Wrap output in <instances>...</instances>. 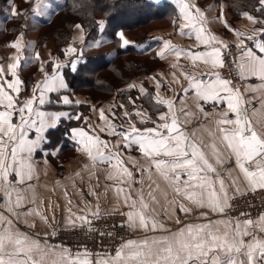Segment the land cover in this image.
<instances>
[{
  "label": "snow or ice",
  "instance_id": "6c2138e0",
  "mask_svg": "<svg viewBox=\"0 0 264 264\" xmlns=\"http://www.w3.org/2000/svg\"><path fill=\"white\" fill-rule=\"evenodd\" d=\"M175 2L180 13L173 23L177 25L179 34L194 35L197 47L203 50L181 49L170 40H165L163 48L156 55L163 59L173 54L177 61L183 57L191 62L195 71L179 69L180 76L187 82L180 88L184 97L161 96V81L150 77L155 81V97L143 86H139V92L154 102L158 111L156 119H152L151 114L142 108L124 111L123 116L127 121V128L124 129L122 125H115L100 109L99 119L104 126L99 128V132L121 138L112 148L95 130H71L76 151L87 158L84 169L107 165L105 180L113 183L106 184V190L113 191L117 202L122 201V206L127 209H113L104 215L119 214L125 217L119 227L143 234L135 239H122L112 255L97 253L94 259V254L87 249L73 253L63 245H49L47 240L41 241L17 226L21 215L37 217L52 228V236L56 235L54 213L50 222L39 207L19 211L24 208L27 199L20 185L32 179V154L40 148L44 130L55 127V121L60 116H68L67 113L46 114L34 108V103L38 100L40 105L45 104V93L58 92L67 85L55 70L51 75L45 72L43 80L35 84L32 97L21 102L18 97L23 82L17 69L21 67L23 58L22 36L8 44L16 54L9 58L13 62L7 65L6 71L0 67V209L4 210L0 211V264H264V212L255 219L243 211L239 214L243 219L226 215L237 197L264 193V99L261 100V108H253L249 115L246 105L251 101L245 100L233 81L218 71L226 67L225 56L233 55L231 69L239 79L255 77L261 81L258 88L248 87L245 91H264V27L254 28L251 33L235 30L224 19L221 8L217 19L234 34L237 56L231 53L228 43L206 31L207 18L196 4L190 0ZM258 3L260 7L257 11L264 13V0H258ZM12 15L20 13L13 8ZM241 15L252 25H264V20L257 19L247 11ZM75 27L83 33L80 24ZM118 35L123 42L121 46L129 43L122 33ZM80 38L83 40V35ZM246 40L252 41L260 54L249 47ZM74 52L76 48L69 45L65 54ZM35 59L39 60V53ZM200 65L208 66V71L200 70ZM62 66L55 65V68ZM72 66L75 69V63ZM170 66L176 69L178 64L172 63ZM40 71H44L43 66ZM172 82L181 83L175 73L172 74ZM135 87L137 85H128L129 89ZM189 93L192 94L195 111L189 110V101L185 98ZM61 99L66 105L72 103L68 96ZM177 99L179 109L176 107ZM130 103L135 105V100L130 98ZM208 103L223 105L225 110L215 114L214 127L206 130L211 141L198 142L196 132L189 133L186 126L193 119H199V114L206 119L211 115L204 108ZM159 106L167 111H159ZM14 115L19 116L18 123L14 122ZM49 115L53 120L51 124L46 121ZM112 117L116 118V113L113 112ZM68 118L79 120L81 116ZM138 123H151L153 126L140 128ZM32 129L37 133L34 140L28 138ZM121 145L125 149L135 147L141 154L142 163L128 158V163L140 173L141 180L134 178L133 170L121 156ZM51 154L55 155V152ZM225 157L229 162L234 160L235 164V168L228 170L226 176L217 167L224 166ZM75 175L80 176V172ZM136 183H140L141 188L133 195L132 186ZM89 195L97 198V204L93 207L91 202H86L81 208L73 205L65 190L67 216L64 222L67 229L87 227L88 232L97 231L92 223L102 216L98 203L100 193L93 190ZM161 198L167 207L161 203ZM31 203L36 204L35 199ZM73 207L78 212H73ZM177 210L186 216L200 210L197 219L206 222H184L177 217L174 223L178 227L169 228L161 217L166 216L171 220ZM209 213L225 218L213 220L209 218ZM25 223L29 228L36 227L35 223H28L27 220ZM100 234L105 235L103 232ZM107 235L113 236V232Z\"/></svg>",
  "mask_w": 264,
  "mask_h": 264
},
{
  "label": "crops",
  "instance_id": "0c3cea01",
  "mask_svg": "<svg viewBox=\"0 0 264 264\" xmlns=\"http://www.w3.org/2000/svg\"><path fill=\"white\" fill-rule=\"evenodd\" d=\"M61 0H35V6L29 8L27 11L22 9L16 11L20 13L18 16H23L24 19L21 22V31L17 32L15 28L11 32V23L13 19L12 9H6L0 14V67L7 70V65L13 62L10 57L14 56L15 50L8 47V44L12 41H15L18 36H22V41L24 43V48L22 50V60L21 67L17 69L18 76L22 80V90L18 97V99L22 102L25 99L31 98L33 95V88L35 84L39 81L43 80L44 73H48L51 75L55 70L56 73L60 77L63 78L64 83L67 85L66 80L63 76V60L59 58L57 55H54L52 52L51 46L48 45V41L43 44H38L36 39L38 36V31L41 26L50 20L57 10L58 3ZM154 3H159L160 1H167L174 5L177 9L178 15L173 18V20H177L179 17L180 9L176 4L175 0H151ZM191 3L196 4L204 13L207 18V23L205 25L206 31L210 34H214L218 39L223 40L226 43H236V38L234 34L228 31L223 23L219 19H217L221 8L223 9L224 19L230 24V26L238 31H243L245 33H251L254 28L264 27V25H252L245 17L240 16L234 22L230 20V12L227 9V5L225 2L217 3L213 0H190ZM56 5L55 9H52L53 6ZM47 7L48 13L42 14L43 8ZM15 8V6H14ZM52 16H46L48 14ZM229 18V19H228ZM8 29V30H7ZM7 30V31H6ZM187 31V30H185ZM81 31L77 29L75 26L73 28V32L71 34V38L68 44H66L64 49V54L66 52V46L72 44V47L76 48L79 53L83 52V48L81 45L84 40H78L81 37ZM148 37V36H147ZM148 43L153 42L155 45L153 49H156V53L159 52L163 48V41L170 40L175 46L181 49H191L194 51L203 50L202 48L197 47V41L195 40V36L189 35H181L179 34L177 25L172 22L169 23V31H160L153 32L149 35ZM245 43L249 47H253L254 51L257 54H260L258 49H255L253 42L246 40ZM144 46H146V43ZM84 46L86 47V42H84ZM151 46V44H150ZM236 48V47H235ZM237 50V49H236ZM82 51V52H81ZM238 51V50H237ZM39 53V60L35 59L36 54ZM71 53L65 55L64 58L70 63V67L73 69V63H75V68L78 65L80 54ZM160 58V57H159ZM161 59V58H160ZM161 61L165 62L167 66L163 68H159L157 74L160 81H164L161 83L164 85V88L161 87L159 89L160 95L166 98H174V97H184V93L180 91L181 85H186L187 82L180 76V68H184L188 71H195L192 68V64L189 60L181 57L178 61L173 54L166 55ZM172 63H177L178 67L173 69L170 65ZM55 65H63L60 68H55ZM43 66L44 71H40V67ZM200 70L204 72L208 71V66L200 65ZM75 70V69H73ZM219 71V70H218ZM175 73L176 76L180 79L181 83L176 84L172 82V74ZM11 79L10 76L7 77ZM145 78V77H143ZM204 78H207L206 76ZM244 88L241 89V92L244 94L245 100L251 101L250 104L246 105L249 115L252 114L253 108L260 109L261 108V100L264 99V91H245L246 88H258L261 84V81L255 77H250L244 80ZM165 87H167V91L164 92ZM171 89V90H170ZM153 90L157 92L156 85H153ZM153 92V96L156 93ZM39 96V93H36ZM68 96L72 103L64 104L62 102L61 97ZM46 103L40 105L38 100L34 103V108L39 111L45 112L46 114H57V113H67L68 116H81V119H69L68 116H60L56 121L55 127H47L42 133L44 139L41 141L40 148L32 154V165L34 168L32 179L30 181L26 180L24 185H20L22 189H24V195L26 196V203L23 209L19 211H26L30 207H39V209L44 212L49 221H52L53 213L55 214L56 223L53 225L54 228L58 227H66L64 218L67 216V212L65 211L67 207V198L64 196L65 190L68 192V197L71 198L73 205H79L81 208L85 206L86 202H91L93 207L97 204V198L93 195H89L90 191L95 190L100 193L99 205L101 213L111 212L113 209H119V211H127L126 208L122 206V201L117 202L116 196L113 191L106 190V184H112L113 181H106V169L107 165H98L95 169H84V164L88 163L87 158L82 154L76 151V143L72 139L73 128H84L85 130H95L96 134L100 135L103 140L108 141L109 147L112 148L114 144H117L120 141V137L111 136L105 132H99V128L104 126L103 121L97 122V106L92 104L90 100L85 99V96L81 97V94L75 93L70 87L60 89L58 92H48L45 93ZM189 101V110L195 111V106L192 104V94L189 93L187 97H185ZM79 101V103H76ZM124 108L121 109V112L124 111L132 112L134 110L133 107H129L124 104ZM249 106H252L250 109ZM177 109L180 107V102L177 99L176 103ZM107 108V105H106ZM114 108L109 107L110 119H112V113L114 112ZM144 109L143 106H137L135 109ZM205 111L210 113L209 117L204 118L203 114H199V119H193L191 124H188L187 131L189 133L196 132V140L199 142L203 140L204 143H209L211 138L207 134V129L214 127V118L215 114L225 110L223 105H215L213 103H208L204 105ZM145 110V109H144ZM149 111V110H148ZM159 111H167L163 106H159ZM112 112V113H111ZM154 114L152 115V119H156L158 116L157 108L153 107ZM234 118V117H230ZM14 122H19V116L14 115ZM135 119V117L133 118ZM46 121L51 124L53 122L52 116H46ZM101 125L98 126L97 124ZM113 123L117 126H123L124 129L127 128V121L124 118L122 123H116L113 120ZM138 127H152L151 123L148 124H137ZM37 133L35 129H32L28 133L29 139H36ZM121 152V156L128 163V158L131 157L133 160L143 162V158L138 150L135 147L131 149H125L121 145L119 149ZM113 151H116L113 148ZM207 151V149H205ZM55 152V155L51 153ZM128 167L131 168L134 172V178L139 181L141 180V175L134 168H132V164L128 163ZM220 168V171L225 176L227 175L228 170H232L235 168L234 160L229 162L227 157H225V164L223 167L217 166ZM80 172V176H76L75 173ZM92 172H95V175H92ZM235 174V173H234ZM15 179V178H13ZM147 183V181H145ZM75 185V187L73 186ZM31 185V187H29ZM133 195H135V191L141 188L140 183H136L133 186ZM147 191V189H145ZM80 193H83L81 195ZM35 199L36 204H32L31 201ZM169 199H171V193H169ZM41 201L43 202L41 204ZM161 203L167 207V204L161 198ZM59 205V207H56ZM51 206V207H49ZM0 211H4L0 209ZM73 212H78L76 207H73ZM199 211L196 210L193 215L186 216L183 213L177 210L176 214L169 220L166 216H162L161 219L167 224L169 228H176L178 225L174 223V220L179 217L184 222H193L200 223L206 222L198 220ZM5 214H7L5 212ZM210 219H223L225 217L217 216L216 214L209 213ZM15 219V218H14ZM25 220L28 223H35V228H29L28 224L25 223ZM17 226L20 230L24 232L31 233L36 238L41 241L46 240V233L49 234L52 231V228H49L45 224H43L37 217H25L23 215L20 216L19 221L17 222ZM129 238H138L142 237V233L139 231L133 232ZM101 254V253H100ZM114 254V253H113ZM104 255V254H101ZM112 255V254H111ZM95 259V255L93 256Z\"/></svg>",
  "mask_w": 264,
  "mask_h": 264
},
{
  "label": "trees",
  "instance_id": "16d2710c",
  "mask_svg": "<svg viewBox=\"0 0 264 264\" xmlns=\"http://www.w3.org/2000/svg\"><path fill=\"white\" fill-rule=\"evenodd\" d=\"M214 1L217 3L225 2L228 11L231 14V19L233 18L234 21L242 16L241 13L244 11L249 12L259 20H263L262 18L264 16H261L262 12L257 11V8L260 7L258 0ZM6 3L7 0H0V14H2L4 10L9 9V6H6ZM171 9H173L172 5L166 1L154 3L151 0H61L60 3H58L56 12H54L55 15L45 22L39 29L36 41L41 45L49 40L47 38L51 34H48L44 29L50 27L53 22L58 23L59 18H63L61 19L62 25H58L59 27L56 28V31L53 34L54 37L51 40L53 42L59 40L64 35L63 39L65 42L67 39L68 44L73 28L76 24H80L85 32L91 29L87 34H92V32H94V20H97L95 23H99L100 20H103L106 23L105 33L113 38L112 40L114 43H117L118 40H120L118 33L135 28L137 29L152 20L165 17ZM65 19L66 22L64 21ZM66 29L70 31L69 34H66L68 33V31L65 32ZM90 38V36L86 37V41H89ZM64 41H61V44L53 43L51 49L54 55H57L63 60V76L66 83L75 93H79L81 96H87L92 103H94L93 100L96 99L99 94H102L105 98H109L110 94H113V91L115 90V86L111 84L112 81L107 80L106 78V80H103V77L102 79H98L100 71H105L107 73L111 72L115 79L121 80L119 82L120 84L126 85L133 77L132 75H128V73L136 74V76H138L140 73L150 71L149 68L144 69L145 65H143V58L145 57V54L148 55L150 53L152 54L151 57L156 58V49L152 48L155 44H151L153 42L146 43V46H144L145 44L142 42L141 46L138 44L134 47L129 44L127 46H121L120 40V47L116 49L117 53L111 58L106 57L102 52L87 54L84 59L80 57L83 61L78 62L77 67L73 70L70 67V63L64 58L65 54L63 47L66 45L63 43ZM55 46L60 47H57L56 50L62 51L64 54L63 57L59 56L60 54H58L57 51H54ZM149 48L153 50L152 53ZM55 52L57 54H55ZM125 57L133 59H126V62L123 61L122 67L117 66L116 61ZM87 69L91 70V74L88 73ZM98 80L101 81L97 82ZM94 81L97 84H95ZM91 87L98 90H93ZM108 89L110 90L107 91ZM137 106L139 107L140 105L136 103L135 105L131 104L129 107L136 108ZM154 106L155 105L153 104V107ZM153 107L150 110L152 111V115L154 114ZM117 117H121V115L118 113ZM117 117L111 118L118 124L124 121Z\"/></svg>",
  "mask_w": 264,
  "mask_h": 264
},
{
  "label": "rangeland",
  "instance_id": "374dc122",
  "mask_svg": "<svg viewBox=\"0 0 264 264\" xmlns=\"http://www.w3.org/2000/svg\"><path fill=\"white\" fill-rule=\"evenodd\" d=\"M62 1H64V0H62ZM202 2L204 3V0H202ZM168 3H170V2H168ZM218 3H220V2H218ZM170 4L172 5L173 9L169 10L168 14L165 17H162V18H159L156 20H152V21L148 22L147 24L140 26L137 29L135 28V29H131V30H128L125 32L123 31L122 34H123L124 38L129 41L128 44L133 45L134 47L137 46L138 44L141 46L142 42L148 43L149 35H151L153 32L156 33V32H160V31H169V23L174 21L173 18L178 15L177 9L174 7V5L172 3H170ZM6 6H9L8 10H10V8L12 9V7L14 8V6H15V9L16 8L18 10L24 9L27 11L29 8L35 6V0H7ZM49 7H50V9H51V7H53L52 9H55L56 5L49 6ZM48 9L49 8L44 7L41 15L47 14ZM46 16L51 17L52 15L49 13ZM261 16H264V13H261ZM10 18L13 19V21L10 22L11 23L10 24L11 25V28H10L11 32L13 31L14 28H15V30H17V32H20L21 27H22L21 22L24 19V17L22 15L21 16L17 15V16H13ZM61 19H63V18H59L58 23L53 22L50 25V27L44 29L48 32V34H51L47 38V39H49V40H47L48 42L46 41L48 43V45H52L53 43L61 44V41H64V39H63L64 35L60 38L61 40L55 39L56 40L55 42L51 41L52 38L54 37L53 34L56 31V28L59 27L58 25H62ZM262 19L264 20V17ZM230 20H231V22L232 21L234 22L233 18L231 19V16H230ZM64 21L66 22V19ZM95 22H97V20L96 21L94 20V23H93L94 32H92V34L91 33L87 34V32L91 29L87 30L86 32L84 30L83 33L81 34V35H83L84 42H86V47L84 46V42H83V44L81 46L84 48H83V52L81 51L82 53H79L81 55L80 57L84 59L87 54H91V53H95V52H102L106 57L111 58L113 55H115V53H117L116 49H118V47H120L119 46L120 40H118L117 43H114L112 40L113 38L110 35H107L105 33V28H106L105 21L100 20L99 23H95ZM259 26H261V25H259ZM67 31H68V33H66V34H69L70 31L66 29L65 32H67ZM88 36H90L91 38L89 41H86L87 40L86 37H88ZM78 40H81V38H78ZM67 42L68 41L66 39V42L64 41L63 43L67 44ZM122 43L123 42L121 41V45H122ZM151 44H154V43H151ZM229 44H232V43H229ZM70 45L72 46V44H70ZM57 47H59V46L54 47V51H57L56 50ZM68 47H69V45L66 46V48H68ZM152 48H153V46H152ZM149 50L152 53L153 50L151 48H149ZM57 53L60 54L59 56H61V57H63V55H64L62 53V51H59V50L57 51ZM57 53L55 52V54H57ZM75 54H78L77 50H76ZM151 55L152 54H150V53L148 55L145 54V57L143 58V61H144L143 65H145L144 69L149 68L150 71L149 72L147 71L145 73H140L138 76H136V74H129L128 73V75H130V76L132 75L133 77L130 79V81L126 85L120 84L119 82L121 80L115 79V77H113L111 72H108V73L105 71L99 72L98 75H100L99 77H101V78L98 77V79H102V77H103V80L106 78L107 80L112 81L111 84L115 86V90L113 91V94H110L109 98L108 97L105 98V96H103L102 94H99L98 97L93 100L94 103H92L90 101L92 104L97 106V111H96L97 112V122L101 121L99 119V110L103 109L105 111V115L110 116V113L108 111L109 107L114 106V105H115V107H117V108H114V112L116 113V117H117V114L119 113L121 115V117H117V118L124 120L123 113L121 112L122 108H120L119 105H124V104L127 105L128 104L130 106L132 104V103H130V98L135 100V104L138 103L139 105L143 106V108L147 112H149L151 114V117H152V111H150V110L153 107L154 102L150 99L149 96H141V94L139 92V86H143L146 89V91L151 94L152 97H155V95L153 96V92H155L153 90V85L155 84V81H153L152 79H149V78L150 77L159 78V77H157L158 76V74H157L158 69L163 68L167 65H165L166 64L165 62L161 61V59L156 55V53H155L156 58L151 57ZM128 57H131V56H128ZM83 59H79V61L81 62V61H83ZM126 59H133V58H127V57L120 58L116 61L117 66L122 67L123 61L126 62ZM87 71L89 74H91L90 73L91 70L87 69ZM143 77H145V78H143ZM100 81L101 80H98L97 82H100ZM163 82L164 81H161V83H163ZM94 83L97 84L95 81H94ZM129 84L137 85V87L129 89L128 88ZM162 87L164 88V85H162ZM91 88L93 90H98V89H94L93 87H91ZM109 90L110 89H108L107 91H109ZM165 91H167V87H165L164 92ZM85 99H89V98L87 96H85ZM82 100H83V97H82ZM106 105H107V108H106ZM97 125L100 126L101 124L98 123Z\"/></svg>",
  "mask_w": 264,
  "mask_h": 264
},
{
  "label": "built area",
  "instance_id": "2783aa9c",
  "mask_svg": "<svg viewBox=\"0 0 264 264\" xmlns=\"http://www.w3.org/2000/svg\"><path fill=\"white\" fill-rule=\"evenodd\" d=\"M230 51L238 56V52L234 45L229 44ZM226 67L219 69L221 75L225 78L231 79L233 85L240 90L244 88V80L239 79L235 72L231 69L233 55H226ZM252 106H249L250 109ZM2 203V200H0ZM248 212L251 217L255 219L259 213L264 212V193H249L244 197H237L232 201V208L227 212V217L241 218L240 212ZM112 212V211H111ZM110 213V212H106ZM125 219V217L115 215H104L100 219L93 220L92 227L97 231L88 232L87 227L69 230L66 227H58L56 235L52 236L51 232L47 235L46 240L49 245H63L69 248L73 253L77 251H84L87 249L94 255L97 253L111 255L115 252L116 247L122 239H128L132 234L126 227H119L118 225ZM103 232L105 235H101ZM108 232H113V236H108Z\"/></svg>",
  "mask_w": 264,
  "mask_h": 264
}]
</instances>
